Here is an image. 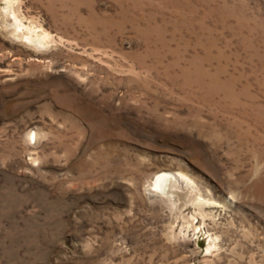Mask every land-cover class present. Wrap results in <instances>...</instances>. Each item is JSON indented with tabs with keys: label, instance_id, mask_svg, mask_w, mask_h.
<instances>
[{
	"label": "rangeland",
	"instance_id": "1",
	"mask_svg": "<svg viewBox=\"0 0 264 264\" xmlns=\"http://www.w3.org/2000/svg\"><path fill=\"white\" fill-rule=\"evenodd\" d=\"M0 264H264V0H0Z\"/></svg>",
	"mask_w": 264,
	"mask_h": 264
},
{
	"label": "bare ground",
	"instance_id": "2",
	"mask_svg": "<svg viewBox=\"0 0 264 264\" xmlns=\"http://www.w3.org/2000/svg\"><path fill=\"white\" fill-rule=\"evenodd\" d=\"M19 24V23H18ZM17 26V25H16ZM20 28H21V26H19ZM30 41H33V42H36V43H42V41H43V38H39V37H33V36H28L27 37ZM47 40V39H46ZM48 41L49 40H47V43H48ZM172 176H169V174H167V173H160V174H158V175H156L155 177H154V182H153V184L158 188V187H161L162 189V191L163 192H165V193H167L168 194V192H171V190L172 189H168V188H165V187H167L166 186V184H165V187H164V182H166V181H168V180H171L172 178H171ZM169 183V182H168ZM169 186V185H168ZM165 189H164V188ZM159 189V188H158ZM164 189V190H163ZM160 190V191H161Z\"/></svg>",
	"mask_w": 264,
	"mask_h": 264
}]
</instances>
